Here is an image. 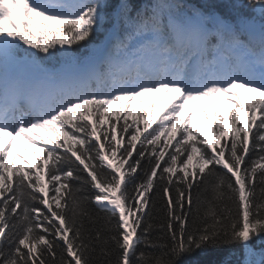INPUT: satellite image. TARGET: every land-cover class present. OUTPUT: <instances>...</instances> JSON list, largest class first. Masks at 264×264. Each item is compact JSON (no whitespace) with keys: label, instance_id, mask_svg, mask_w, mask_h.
I'll use <instances>...</instances> for the list:
<instances>
[{"label":"snow or ice","instance_id":"snow-or-ice-1","mask_svg":"<svg viewBox=\"0 0 264 264\" xmlns=\"http://www.w3.org/2000/svg\"><path fill=\"white\" fill-rule=\"evenodd\" d=\"M253 241L264 0H0V264H264Z\"/></svg>","mask_w":264,"mask_h":264},{"label":"trees","instance_id":"trees-1","mask_svg":"<svg viewBox=\"0 0 264 264\" xmlns=\"http://www.w3.org/2000/svg\"><path fill=\"white\" fill-rule=\"evenodd\" d=\"M142 126H143V125H142ZM154 126H155V124H153V127H154ZM225 127H227V124H226V123H225ZM149 130H150V129H149ZM257 192H259V189H257ZM87 194H88V195H91L92 193H91V191H89V193H87ZM211 195H212V194H211V192L209 191V192L207 193V196H208L209 198H211ZM87 207H88V209H89L90 211H92V212H95V211H96L95 206L92 205V204H89ZM252 246H253V248L256 250L257 253H259V252L261 251V248H264V245H261V244L257 243L256 241H253ZM235 251H236L237 255L234 256V257L232 258L234 264H236L237 261L243 259V250H242L241 246H237L236 249H235ZM258 257H259V256H258ZM215 258H219V256H216ZM259 258H260V257H259ZM259 258H257V259H259Z\"/></svg>","mask_w":264,"mask_h":264},{"label":"rangeland","instance_id":"rangeland-1","mask_svg":"<svg viewBox=\"0 0 264 264\" xmlns=\"http://www.w3.org/2000/svg\"><path fill=\"white\" fill-rule=\"evenodd\" d=\"M170 96H171V94L169 95V98H170ZM147 98H148V99L156 98V99L159 101L158 105L161 104V101L159 100V97H158V96H156V97L149 96V97H147ZM169 98H165V102H164V103H167V100H168ZM205 123H206V122H205ZM207 128H208V130H207V133H206V134H208V132H209V130H210V125H208ZM18 143L24 144V142H22V141H18ZM27 148H28V147H27ZM257 258H259V257H258V256H257V257H254V259H257Z\"/></svg>","mask_w":264,"mask_h":264}]
</instances>
